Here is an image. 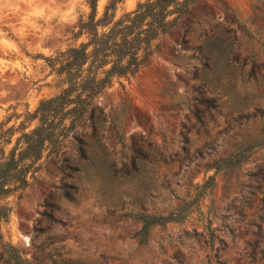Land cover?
<instances>
[{
  "label": "rangeland",
  "instance_id": "1",
  "mask_svg": "<svg viewBox=\"0 0 264 264\" xmlns=\"http://www.w3.org/2000/svg\"><path fill=\"white\" fill-rule=\"evenodd\" d=\"M141 1L123 0L116 16ZM105 4L97 1L98 15ZM88 12L85 0H0V127H17L26 111L58 92L46 59L71 43L67 28ZM201 92L223 93L219 107L205 110ZM93 104L113 114L124 134L118 142L111 121L105 125L109 154L119 162L142 146L146 163L111 178L91 156L77 160L69 135L39 161L21 197L9 198L0 264L9 246L42 264H264V144L243 145L264 129V0H199L155 42L144 68L113 79ZM89 131L80 126L77 135ZM237 147L246 158L234 168L210 167ZM209 176L213 188L183 221L138 238L132 211L140 204L167 215L189 200L190 184Z\"/></svg>",
  "mask_w": 264,
  "mask_h": 264
},
{
  "label": "trees",
  "instance_id": "2",
  "mask_svg": "<svg viewBox=\"0 0 264 264\" xmlns=\"http://www.w3.org/2000/svg\"><path fill=\"white\" fill-rule=\"evenodd\" d=\"M97 1L85 0L88 14L80 15L66 30L71 43L46 59L56 77L58 92L42 99L34 112L26 111L24 120L17 127L5 128L4 123L0 127V224L7 222L13 211L14 205L9 198L21 197L29 177L37 171L39 161L45 154L58 152L69 135L75 140L77 160L91 156L90 159L96 160L111 178L139 170L147 161L142 146H132V154H121L119 162L109 154L102 135L105 125L111 121L118 142L124 134L119 132L114 115L105 114L93 103L113 79L132 78L144 68L152 56L155 42L174 28L199 0H144L138 2L134 10L120 16H116V10L123 0H106L100 15ZM212 48H209L211 58L217 55L216 48ZM256 70L257 65L253 62L252 75ZM223 95L216 94L218 98ZM216 96L207 97L201 92L199 105L207 111L216 110L219 107ZM32 120L36 124L26 129V124ZM80 126H88L90 131L77 135ZM15 132L18 136L12 141ZM258 144H264V129L254 142L247 141L243 145L245 150H250ZM6 146H9L7 150ZM240 147L214 160L210 167L215 171L234 168L246 158ZM66 161V167L72 168L73 164ZM161 161L167 163L166 159ZM190 186L193 192L188 194L189 200L182 199L167 215L146 212L143 204L132 211V219L140 223L135 234L141 241L155 226L183 221L193 209L192 205L213 188L214 177L209 176L203 183ZM5 252L7 264H42L21 257L13 246ZM59 264L81 263L62 259Z\"/></svg>",
  "mask_w": 264,
  "mask_h": 264
}]
</instances>
